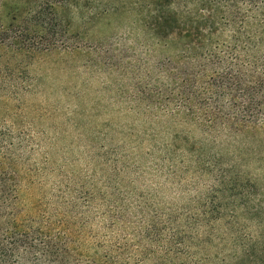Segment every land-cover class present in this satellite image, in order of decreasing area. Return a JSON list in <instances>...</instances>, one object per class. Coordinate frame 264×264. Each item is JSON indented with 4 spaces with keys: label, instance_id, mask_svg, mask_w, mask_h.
<instances>
[{
    "label": "rangeland",
    "instance_id": "374dc122",
    "mask_svg": "<svg viewBox=\"0 0 264 264\" xmlns=\"http://www.w3.org/2000/svg\"><path fill=\"white\" fill-rule=\"evenodd\" d=\"M78 1L0 33V204L80 261L264 264V0Z\"/></svg>",
    "mask_w": 264,
    "mask_h": 264
},
{
    "label": "trees",
    "instance_id": "16d2710c",
    "mask_svg": "<svg viewBox=\"0 0 264 264\" xmlns=\"http://www.w3.org/2000/svg\"><path fill=\"white\" fill-rule=\"evenodd\" d=\"M26 0L25 4L10 5L11 19L7 27L1 25L0 33L2 41L7 40L9 33H13L20 42H23L24 35L28 36L32 26L31 22H37L46 29V32H58V26L67 24L64 13L71 12V8L79 7L78 0ZM149 5H164L162 0H148ZM82 9V8H80ZM158 9V8H157ZM162 9V8H161ZM165 13V9H162ZM162 13L161 18H171L169 10L167 16ZM26 14L22 23L16 21ZM169 18L167 22L169 21ZM51 19V21H49ZM160 19V18H159ZM40 26V27H41ZM36 28V27H34ZM42 28V27H41ZM42 34L48 36L47 33ZM171 34V33H170ZM12 36V38H13ZM1 40V39H0ZM14 203L7 205L0 204V264H126L112 254L105 255L99 259L88 261L78 260L73 253L67 249V238L54 236L42 227L28 225L25 220L19 219ZM20 215V213H19ZM164 256L163 259L155 264H177L173 261V256ZM126 261V260H125ZM238 263H243V255L236 257ZM235 261V262H236ZM182 264H198L197 262H183ZM212 264V263H211Z\"/></svg>",
    "mask_w": 264,
    "mask_h": 264
}]
</instances>
